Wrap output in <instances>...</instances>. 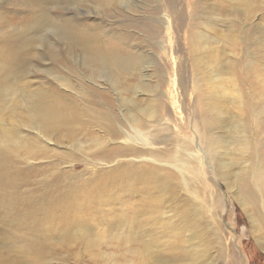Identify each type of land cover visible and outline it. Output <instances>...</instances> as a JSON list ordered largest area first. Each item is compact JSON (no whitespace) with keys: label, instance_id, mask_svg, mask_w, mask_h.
I'll use <instances>...</instances> for the list:
<instances>
[{"label":"rangeland","instance_id":"374dc122","mask_svg":"<svg viewBox=\"0 0 264 264\" xmlns=\"http://www.w3.org/2000/svg\"><path fill=\"white\" fill-rule=\"evenodd\" d=\"M0 264H264V0H0Z\"/></svg>","mask_w":264,"mask_h":264},{"label":"bare ground","instance_id":"6f19581e","mask_svg":"<svg viewBox=\"0 0 264 264\" xmlns=\"http://www.w3.org/2000/svg\"><path fill=\"white\" fill-rule=\"evenodd\" d=\"M91 59L93 62H95V64L97 63L98 65L105 64L106 66L110 62V60H107L103 58L102 55L96 53L92 54ZM115 65L117 67V64ZM28 104L29 105L26 106V111L32 115H30L32 118L36 119V123L39 125V130L43 133L56 132V130L68 122L63 118L59 111L51 109L50 106L48 107V105H46V99L43 96H38L34 99L32 97L28 100ZM189 165L195 168L196 171H199V168L197 166L195 167V163Z\"/></svg>","mask_w":264,"mask_h":264}]
</instances>
